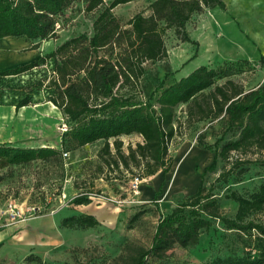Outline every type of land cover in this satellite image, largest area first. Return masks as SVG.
<instances>
[{"label":"rangeland","instance_id":"1","mask_svg":"<svg viewBox=\"0 0 264 264\" xmlns=\"http://www.w3.org/2000/svg\"><path fill=\"white\" fill-rule=\"evenodd\" d=\"M111 1L104 0L106 5ZM153 1L132 0L112 11L120 24L126 25L137 13L148 15ZM223 2V9H204L191 16L185 25L190 41H183L173 29L166 31L167 55L143 64L142 94L138 97L146 98L159 82L166 86L200 65L217 68L239 63L242 72L233 79L245 90L264 84V66L258 62L264 52V0ZM84 7L85 0H76L67 8L59 17L57 38L42 41L36 50H29L31 43L24 38L0 42V70L23 65L79 34L90 37L93 20L102 7L93 12H86ZM243 60L248 63H241ZM51 73L52 64L48 62L0 84V143L60 150L55 157L23 165L9 166L0 159V264H36L25 260L31 254L39 257L41 264H125L135 248L150 247L159 217L170 213L196 189L215 148L236 139L238 132L227 130L223 118L189 122L186 107L181 105L174 123L177 132L169 146L173 164L168 173L135 180L123 171L127 178L119 179V173L110 172L99 156L103 141L77 147L67 138L65 147H61L65 120L46 102L44 89H34L32 103L36 104L25 110L14 109L30 84ZM120 139L124 151L128 144L141 142L137 134ZM185 155L193 158L188 172L193 174L195 183L190 187L184 181H175ZM202 180L221 215L233 218L237 205L228 195L233 191L248 195L264 183V151L253 147L245 152H231L224 160L218 157L215 169L206 172ZM81 193L89 202L75 205L73 198ZM135 214L139 215L132 220ZM73 215H91L97 225L85 229L61 226L63 218ZM247 220L264 226V210L251 214ZM252 233L249 239L215 221L200 234L196 245H174L163 258L148 257L145 264H207L215 258L254 254L252 239L257 234L254 230Z\"/></svg>","mask_w":264,"mask_h":264},{"label":"trees","instance_id":"2","mask_svg":"<svg viewBox=\"0 0 264 264\" xmlns=\"http://www.w3.org/2000/svg\"><path fill=\"white\" fill-rule=\"evenodd\" d=\"M75 1L0 0V39L24 38L31 43L29 50L38 49L42 41L57 38L59 17ZM129 1L132 0H113L106 5L104 0H85L86 12L102 7L93 20L90 37L79 34L23 65L0 70V84L50 62L52 73L30 84L14 109L36 104L32 103V93L41 87L47 93L46 102L64 117L66 128L61 132V147H65L67 138L77 147L103 141L99 156L110 172L119 173V179L127 178L123 171L131 179L168 173L173 164L169 146L177 132L174 123L179 106L186 107L189 122L225 119L226 129L238 132L237 138L215 148L211 163L200 175L197 190L170 213L159 217L150 247L135 248L125 264H145L148 257L163 258L174 245L194 246L200 234L215 221L249 239L254 230L257 234L252 239L254 254L215 258L207 264H264V226L247 220L251 214L264 210V183L248 195L231 192L228 198L237 208L234 217L228 218L221 215L213 194L205 189L202 180L206 172L215 169L218 157L224 160L231 152H245L253 147L264 151V84L245 90L243 84L233 79L242 72L239 63L230 62L217 68L200 65L166 86L159 82L146 98L138 97L142 94L143 64L167 55L166 31L173 29L183 41H190L185 25L191 16L204 9H223V0H154L148 15L137 13L122 25L112 10ZM258 62L264 66V52ZM1 98L0 94V105ZM131 134L139 135L141 142L128 144L124 151L120 137ZM59 153L52 147L21 148L0 143V159L9 166L46 160ZM72 202L86 204L89 199L81 193ZM96 225L91 215L61 220V226L66 228ZM25 260L41 264L40 258L32 254Z\"/></svg>","mask_w":264,"mask_h":264},{"label":"bare ground","instance_id":"3","mask_svg":"<svg viewBox=\"0 0 264 264\" xmlns=\"http://www.w3.org/2000/svg\"><path fill=\"white\" fill-rule=\"evenodd\" d=\"M15 39H18V38L7 37V38L0 39V42H9V41H14ZM52 108L56 110L55 107H52ZM22 109L25 110L27 109V107H23ZM6 122L8 123V121ZM180 162L181 163L178 166V170L176 169L177 171H176L175 181H182V182L184 181V183L187 186L189 187L193 186L195 183V180H194L195 178L192 173L188 172L190 165L192 164L191 162H193V158L190 157L189 155H185L184 158L182 157V161ZM175 167L176 165L174 166L173 171H175Z\"/></svg>","mask_w":264,"mask_h":264},{"label":"crops","instance_id":"4","mask_svg":"<svg viewBox=\"0 0 264 264\" xmlns=\"http://www.w3.org/2000/svg\"><path fill=\"white\" fill-rule=\"evenodd\" d=\"M51 105V107H55V106H53L52 104H50ZM56 108V107H55ZM57 109V108H56ZM57 111H58V109H57ZM58 113H60L59 111H58ZM199 181H200V179H199ZM199 184V183H198ZM197 187H198V185H197ZM197 187H196V189L194 190V191H192L191 192V194H193L196 190H197Z\"/></svg>","mask_w":264,"mask_h":264},{"label":"built area","instance_id":"5","mask_svg":"<svg viewBox=\"0 0 264 264\" xmlns=\"http://www.w3.org/2000/svg\"><path fill=\"white\" fill-rule=\"evenodd\" d=\"M135 180H138V179H135ZM137 181H135V183H136Z\"/></svg>","mask_w":264,"mask_h":264}]
</instances>
